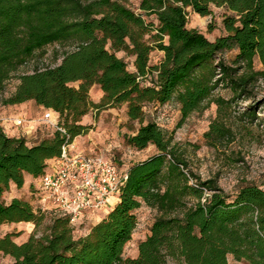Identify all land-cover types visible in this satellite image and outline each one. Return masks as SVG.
<instances>
[{
  "label": "trees",
  "instance_id": "1",
  "mask_svg": "<svg viewBox=\"0 0 264 264\" xmlns=\"http://www.w3.org/2000/svg\"><path fill=\"white\" fill-rule=\"evenodd\" d=\"M212 6L225 9L227 31L214 41L188 27L189 8L206 16ZM140 9L136 13L118 0H0V103L32 100L57 116L53 134L34 144L0 125V225L45 226L40 236L33 233L20 244L12 234L0 238V253L13 258L10 264H230L229 255L264 264V188L251 182L226 193L217 178L204 179L190 167L173 133L145 122L148 104L175 100L183 121L206 107L219 87L238 99L264 81V0H141ZM54 43L74 46L56 65L19 72ZM155 49L164 57L151 65ZM232 49H238L232 65L218 58ZM119 51L134 57L135 70ZM13 78L19 84L3 96ZM94 85L104 92L99 103L90 97ZM215 101L220 109L233 102ZM124 104L129 120L140 123L124 135L126 143L137 149L154 145L156 153L125 170L117 202L85 235L74 234L83 221L72 224L69 214L44 207L40 198L34 205L3 199L12 186H24L26 174L40 180L47 173L63 146L89 130L81 121L90 110ZM232 134L215 121L205 136L217 143ZM144 204L157 211L151 233L139 243L137 257H126L136 210Z\"/></svg>",
  "mask_w": 264,
  "mask_h": 264
},
{
  "label": "rangeland",
  "instance_id": "2",
  "mask_svg": "<svg viewBox=\"0 0 264 264\" xmlns=\"http://www.w3.org/2000/svg\"><path fill=\"white\" fill-rule=\"evenodd\" d=\"M131 8L136 13H142L140 9L141 0H118ZM188 27L202 32L209 40L214 41L217 37L227 33L223 24L225 9L212 6V15L202 16L188 9ZM147 21H154V16L147 17ZM73 43H54L48 45L41 53L22 67L19 72L32 71L34 66L56 65L61 62L63 52L72 49ZM238 49L227 50L219 54L218 58L233 64ZM122 57L130 70H135L134 57L124 51L116 52ZM164 53L158 49L150 55L151 65L161 62ZM257 69L262 68L258 58L255 60ZM19 79H11L5 89L3 96H9L15 91ZM74 85H77L75 83ZM104 92L99 86L94 85L90 90V97L95 103H99ZM233 92L226 87H219L211 96L210 103L201 110L193 112L182 121L180 105L172 100L166 104L151 103L146 106V121H156L161 127L173 133L179 148L184 151L190 167L202 178H217L220 186L226 193L235 194L238 188L246 183H256L264 188V81L260 80L249 96L233 98ZM223 98L229 103L220 109L216 98ZM207 103V102H206ZM254 111L255 115L250 114ZM46 110L35 103L27 101L17 105H3L0 103V117L8 124L13 123L20 133L28 134L29 144H34L43 138L50 137L54 127L45 119ZM17 117L26 118L23 126L15 124ZM53 120L55 119L53 115ZM215 121L222 122L233 132L232 136L217 143H213L205 134L210 131L211 124ZM81 123L90 126L89 130L74 139L77 151L88 155H105L115 160L122 170L129 169L134 163L142 161L154 153L156 148L149 145L144 149H137L126 143L124 135L133 134L140 126L138 121H130L127 115V105L116 107L93 108L82 118ZM39 180L32 177L26 179L22 188L12 186L3 194V199L10 202L18 197L36 204L41 197ZM106 212H92L83 220V224L75 229L76 237L85 235L91 227L97 223ZM138 218L137 226L133 232L132 239L126 244L124 255L126 257H137L138 245L151 233L152 223L157 211L147 205L136 210ZM45 230L42 225L36 229L32 222H11L0 225V238L12 234L17 243L27 241L33 233L40 236ZM230 264H246L236 261L229 255ZM13 258L0 253V264H10ZM169 264H179L169 259Z\"/></svg>",
  "mask_w": 264,
  "mask_h": 264
},
{
  "label": "built area",
  "instance_id": "3",
  "mask_svg": "<svg viewBox=\"0 0 264 264\" xmlns=\"http://www.w3.org/2000/svg\"><path fill=\"white\" fill-rule=\"evenodd\" d=\"M45 119L57 127L55 114L45 109ZM25 125L24 117L14 119ZM125 170L105 155H88L77 151L74 142L65 144L59 158L50 162L47 173L39 180L40 202L44 207L70 215L72 224L82 222L92 212H107L112 207Z\"/></svg>",
  "mask_w": 264,
  "mask_h": 264
},
{
  "label": "crops",
  "instance_id": "4",
  "mask_svg": "<svg viewBox=\"0 0 264 264\" xmlns=\"http://www.w3.org/2000/svg\"><path fill=\"white\" fill-rule=\"evenodd\" d=\"M55 119L57 118L56 114H54ZM3 117H0V125L5 129V131L7 132V134L11 135V136H19L23 133H20L21 131L23 132V130H19V128L13 124V123H7L6 121H2ZM26 135V134H25ZM28 137V134L27 136ZM30 177H32L30 174H26V179H30ZM112 205L115 204V202H117V198L113 197L111 199Z\"/></svg>",
  "mask_w": 264,
  "mask_h": 264
}]
</instances>
